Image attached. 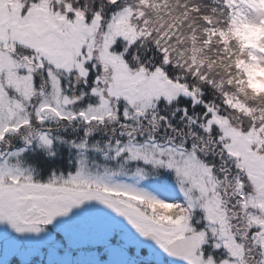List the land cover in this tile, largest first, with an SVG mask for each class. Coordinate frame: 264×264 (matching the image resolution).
I'll use <instances>...</instances> for the list:
<instances>
[{
	"label": "snow or ice",
	"instance_id": "1",
	"mask_svg": "<svg viewBox=\"0 0 264 264\" xmlns=\"http://www.w3.org/2000/svg\"><path fill=\"white\" fill-rule=\"evenodd\" d=\"M0 0V264H264V0Z\"/></svg>",
	"mask_w": 264,
	"mask_h": 264
},
{
	"label": "rangeland",
	"instance_id": "2",
	"mask_svg": "<svg viewBox=\"0 0 264 264\" xmlns=\"http://www.w3.org/2000/svg\"><path fill=\"white\" fill-rule=\"evenodd\" d=\"M258 83L261 85V87H259V88L256 87V85ZM254 86L257 89L264 88V75H262L260 73H257V79H256V82H255ZM3 259H4V264H17L16 259L15 258H10L8 255H4ZM40 264H42V261L40 262Z\"/></svg>",
	"mask_w": 264,
	"mask_h": 264
},
{
	"label": "clouds",
	"instance_id": "3",
	"mask_svg": "<svg viewBox=\"0 0 264 264\" xmlns=\"http://www.w3.org/2000/svg\"><path fill=\"white\" fill-rule=\"evenodd\" d=\"M172 6L175 7V0H173ZM256 87L259 88V87H261V85L258 83V84L256 85Z\"/></svg>",
	"mask_w": 264,
	"mask_h": 264
}]
</instances>
